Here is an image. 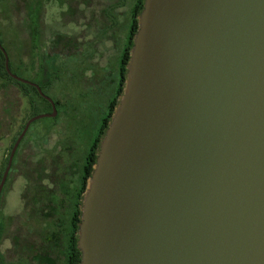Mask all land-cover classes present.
<instances>
[{"label": "water", "instance_id": "1", "mask_svg": "<svg viewBox=\"0 0 264 264\" xmlns=\"http://www.w3.org/2000/svg\"><path fill=\"white\" fill-rule=\"evenodd\" d=\"M136 21L79 264H264V0H143ZM34 87L52 114L26 122L0 194L29 125L55 116Z\"/></svg>", "mask_w": 264, "mask_h": 264}, {"label": "rangeland", "instance_id": "2", "mask_svg": "<svg viewBox=\"0 0 264 264\" xmlns=\"http://www.w3.org/2000/svg\"><path fill=\"white\" fill-rule=\"evenodd\" d=\"M133 2L0 0V41L12 72L38 84L55 103V116L30 124L1 190L0 264H41L31 258L29 247L38 255H47L49 262L44 264H64L72 197L89 146L114 94ZM20 65L24 76L16 72ZM39 67L46 73L45 83L35 80ZM8 93L0 89V123H7L10 117L8 104H13V115L17 106L21 110L17 124L8 132L0 126V135L6 138H0V169L23 122L48 112L36 97L35 107L27 106L17 98L13 86ZM46 195L54 208V215L47 219L41 215L42 205L36 203L45 202ZM44 212L49 215L48 210ZM56 231L62 237L50 238Z\"/></svg>", "mask_w": 264, "mask_h": 264}, {"label": "trees", "instance_id": "3", "mask_svg": "<svg viewBox=\"0 0 264 264\" xmlns=\"http://www.w3.org/2000/svg\"><path fill=\"white\" fill-rule=\"evenodd\" d=\"M142 5H143V0H135L132 8H131V14H130V23H129V30L126 36V43L122 49V52L120 54L119 57V78H118V85L116 88V92H115V96L109 101L108 105H107V111L105 113V115L102 117L99 127L96 131V135L93 138L88 152L85 156V162L83 165V169H82V174L81 177L79 179V186L77 189V192L73 195V202H72V211H71V215H70V220H69V232L68 235L66 237V241H65V245L63 246V259H64V264H79L80 261V253L77 250L76 247V243H77V237H76V233H77V229H78V224H79V216H80V199H81V194L85 189V185H86V181L89 179L91 172H92V166L95 163V159H96V154H97V149H98V144L99 141L101 139V137L103 136V133L107 127V124L109 122V119L111 117V114L113 112L114 107L116 106L117 103V98L121 95L122 92V87H123V82L125 80V65L129 59V50L132 47V37L135 34L136 28H137V21H136V17L138 16V14L140 13L141 9H142ZM32 43L34 45L35 48V43H36V36H37V29H36V23L34 22L32 24ZM1 41H0V46H1ZM2 47V46H1ZM5 51V50H4ZM12 65L10 64L9 60H8V68L11 71ZM33 68H30V70H32ZM6 72H5V68H4V56L2 54V52L0 51V89L3 88V83H2V78L6 77ZM10 82H13L14 84H19L15 81H13L12 79H9ZM21 85V84H20ZM26 87V92L24 94V101L27 104V106L30 107H35V97L38 98L46 107L48 110H50V105L48 104V102H46L45 100H43L42 98H40V96H38L37 92L29 87V86H25ZM35 116V115H34ZM7 159H5L1 169H0V179L3 173V170L5 168ZM41 191H44V188L40 189ZM49 191V190H48ZM46 191V192H48ZM51 193V191H50ZM49 194V193H48ZM51 196V194H49ZM47 196V195H46ZM50 196H47L48 199L44 201H37L36 203H40L42 205L43 208H40L41 215H43L44 218H50V216L52 217L54 215V208H53V201L50 200ZM61 202L65 205V202H63L64 200V196L61 194ZM63 205V206H64ZM48 210L49 211V215H47V213L44 212V210ZM61 233L60 232H52V234H50V238H61ZM58 240V239H57ZM30 249V256L31 258H37L39 263L44 264L45 260L48 261L47 259V255L46 254H36L35 252H33V249L31 247H29ZM37 255L39 256V258L37 257ZM31 261H33L31 259Z\"/></svg>", "mask_w": 264, "mask_h": 264}, {"label": "flooded vegetation", "instance_id": "4", "mask_svg": "<svg viewBox=\"0 0 264 264\" xmlns=\"http://www.w3.org/2000/svg\"><path fill=\"white\" fill-rule=\"evenodd\" d=\"M48 1H50V0H48ZM119 1H121V3L122 2H125L126 3V0L124 1V0H119ZM134 2H135V0H134ZM134 2H133V4H134ZM133 6V5H132ZM132 6H131V8H132ZM131 8H130V10H129V22H128V26H127V30H126V36H127V33H128V30H129V23H130V14H131ZM126 36H125V39H124V45H125V43H126ZM133 38V37H132ZM56 39H58V38H56ZM124 45H123V47H124ZM123 49V48H122ZM20 50H21V48H20ZM24 50V49H23ZM121 52H122V50H121ZM121 54V53H120ZM120 57V56H119ZM126 66V65H125ZM5 68V67H4ZM25 69L23 68V66L22 65H20L19 66V68H18V70L16 71L18 74H21V75H23V72L22 71H24ZM33 70V69H32ZM31 70V71H32ZM10 71V70H9ZM126 71V70H125ZM5 72H6V70H5ZM10 73H11V75H14V76H16L18 79H21L22 81H18V80H15L14 78H12L11 77V75L10 74H8L7 72H6V77H3L2 78V83H3V88H2V91H5L7 94H9L8 93V90H9V87H14L15 88V90H16V95H17V98H19V99H23L24 100V94H25V92L27 91L26 90V87L25 86H29V87H31V88H33L36 92H37V89L34 87V86H37L38 88H39V90L41 91V93L43 94V92H42V90H41V88H40V86L38 85V84H36V83H34V82H32V81H28V80H25L24 78H20V77H18L17 75H15L13 72H12V70L10 71ZM24 76V75H23ZM45 76H46V73L45 72H43V70H42V68L41 67H39V69L36 71V74L34 75V77H35V80L37 79L38 80V82H40V83H45L46 81H45ZM29 77V76H28ZM118 78H119V60H118V70H117V84H116V87H115V90H114V94H113V96H112V98L115 96V92H116V88H117V85H118ZM9 79H12L13 81H15V82H17V83H19V84H14L13 82H10L9 81ZM23 81H26V82H28V83H24ZM124 83V82H123ZM21 84V85H20ZM31 84H33L34 86H32ZM123 88V87H122ZM37 94H38V96H40L39 95V93L37 92ZM44 95V94H43ZM44 96H46V95H44ZM40 98H42L41 96H40ZM111 98V99H112ZM119 98V97H118ZM117 98V99H118ZM43 99V98H42ZM110 99V100H111ZM44 100V99H43ZM46 101V100H45ZM47 102V101H46ZM24 103V102H23ZM54 103V102H53ZM109 103V102H108ZM49 104V103H48ZM13 105V104H12ZM11 105V106H12ZM50 105V104H49ZM11 106L9 107V104H8V107H7V113L9 114V119L7 120V123H4L3 121H1V127H2V125H4V127L6 128L5 130H6V132H8V129L9 128H13L14 126H15V124H17V121L19 120V111L21 110L20 108H19V106H17V108H16V115H13V113L11 112ZM54 106H55V103H54ZM13 107V106H12ZM1 111H2V109H1ZM48 112L46 113V114H43V115H50V114H52V108H51V105H50V110H47ZM23 119V118H22ZM0 120H2V114H1V118H0ZM28 121V120H27ZM26 121V122H27ZM26 122H23V125L20 127V131L19 132H17V134H16V137L14 138V140H13V142H12V144L10 145V147H9V151H8V154H7V156H6V158L5 159H7V161H8V158H9V155H10V152H11V150H12V148H13V146H14V144H15V142H16V140L18 139V137H19V135H20V133L22 132V130H23V128H24V126H25V124H26ZM30 126V125H29ZM29 128V127H28ZM28 130V129H27ZM27 132V131H26ZM25 135V134H24ZM1 136V135H0ZM0 138H5V137H3V136H1ZM23 138V137H22ZM6 139V138H5ZM22 140V139H21ZM21 142V141H20ZM20 142H19V144H20ZM19 144L17 145V147H16V150H15V152H14V154H13V157L15 156V154H16V151H17V149H18V146H19ZM98 150V149H97ZM18 158V157H17ZM12 160H13V158H12ZM85 162V161H84ZM12 163V162H11ZM6 165H7V162H6ZM6 165H5V168H6ZM84 165V164H83ZM11 167V166H10ZM93 167V166H92ZM5 168H4V170H5ZM82 169H83V167H82ZM4 170H3V172H4ZM9 172V171H8ZM3 174V173H2ZM82 174V173H81ZM80 177H81V175H80ZM87 182V181H86Z\"/></svg>", "mask_w": 264, "mask_h": 264}]
</instances>
